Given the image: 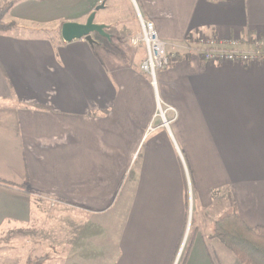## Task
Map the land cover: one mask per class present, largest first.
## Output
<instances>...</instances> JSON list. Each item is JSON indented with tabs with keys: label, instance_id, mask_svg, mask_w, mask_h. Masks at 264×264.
Returning a JSON list of instances; mask_svg holds the SVG:
<instances>
[{
	"label": "crops",
	"instance_id": "1",
	"mask_svg": "<svg viewBox=\"0 0 264 264\" xmlns=\"http://www.w3.org/2000/svg\"><path fill=\"white\" fill-rule=\"evenodd\" d=\"M101 4L96 23L111 40L25 34L27 23L84 24ZM107 7L18 0V28L0 33V182L14 187L0 185V264H25L30 235H40L34 252L72 253L91 236L98 264H174L190 234L184 264H239L211 225L235 204L249 227H264V66H215L200 52L214 38L251 51L242 43L264 38V0H133L124 20L118 7L98 17ZM139 15L181 57L158 77L163 109L177 113L170 130L140 70L145 50L128 46Z\"/></svg>",
	"mask_w": 264,
	"mask_h": 264
},
{
	"label": "built area",
	"instance_id": "2",
	"mask_svg": "<svg viewBox=\"0 0 264 264\" xmlns=\"http://www.w3.org/2000/svg\"><path fill=\"white\" fill-rule=\"evenodd\" d=\"M139 19V31L136 37L131 40V45L135 48H144L146 57L140 65V70L143 74H146L151 81V85L155 90L156 98L158 101V113L157 116L162 121V127L171 129L172 124L177 119V113L173 109H163L159 93H158V77L161 71L168 69L172 63L176 61V57L171 55L167 50V45L159 37L155 25L152 22L145 21L140 15ZM242 42V41H241ZM240 40H231L229 42L217 43L214 38L208 45L209 49H205L200 52L206 63L212 65H221L225 63H236L239 65H262L264 66V38L261 37H249L243 41V45L249 46L251 51H237L233 48L227 49L222 46L239 45ZM201 43H205L202 40ZM213 46H221V48H215ZM168 111L174 113V117L170 119L168 117Z\"/></svg>",
	"mask_w": 264,
	"mask_h": 264
},
{
	"label": "rangeland",
	"instance_id": "3",
	"mask_svg": "<svg viewBox=\"0 0 264 264\" xmlns=\"http://www.w3.org/2000/svg\"><path fill=\"white\" fill-rule=\"evenodd\" d=\"M13 1H15V0H5V1H3L0 4V9L5 4L13 2ZM131 3H133V0H107V5H108L107 9H105L102 12H100L98 14V17H100V15L102 17L106 16V14L112 13L114 8L118 7L119 10H118L116 18H117V20H124L126 18V16H127V11H125L124 8L126 7L127 4L131 6ZM11 12H12V10H10L7 13V15L4 18V21L7 22V23L13 22L16 25V27L14 29L8 31V32L14 31L15 29L18 28V25H19L15 21H11L10 20ZM135 18H136V15H135ZM61 24H62L61 22H57V23H54V24H45V25L44 24H36V23H32V24L31 23H27V26H26L27 28L25 29L26 30L25 34H35V35L45 36V37H48V38H51V39H59V38H61V27H62ZM94 37L98 38V37H101V36L96 34V35H94ZM101 38H103V37H101ZM101 38H99V39H101ZM128 46H130V47L132 46L130 41H128ZM43 210H46L47 212L51 211L55 215L57 214L56 218H58V222H61L60 220H63V218L66 217V216H61V215H63L61 213L62 211H64L66 213V210L61 209V207L54 208V207H51L48 204V205H45V209L43 208ZM84 216L86 218H89V221H94V220H95V222L98 221V219L96 217H95L96 218L95 219V218H92V217H90L88 215H84ZM45 222H47V221H45ZM45 229L48 230L47 228H43V230H45ZM59 232H61L60 236L63 239V241L66 242V239H67V237H65L66 232L62 231V230L59 231ZM63 232H65V234H62ZM43 233H44V235H42V239L44 240L45 237L48 236V234L46 235L45 232H43ZM190 236H191V234L189 235V239H190ZM39 238H40V235H38V236L30 235V236L26 237V247L29 250H27V252H26L25 264H27L30 261H35V260H39V259H40V264H46L50 260V258L52 256H54V257H56V256H61V257L67 256L69 259L65 261L66 262L65 264H98V261H97V249H96V245L98 244L97 237H91L90 236V238L86 241L85 246L83 248H82V246H78L77 248H74V251L72 253H70L71 251H69L70 248L61 249L62 251L59 250V251H53V252H50L48 249H43L41 251H39L37 249V251L34 252V248H33L34 241L36 239H39ZM62 239H59V240L62 241ZM189 239L187 241V244H186V241H185V243H183V245L181 246V250H180L179 255L177 256L176 261H175L174 264H183L184 259H185V255H186V251H187V246H188V243H189ZM42 242L44 243V241H42ZM59 247L63 248V246H59ZM224 249H225V251H228L226 248H224ZM228 253L230 254V256L233 259H235V261H237V259L233 256V254L230 251H228ZM218 264H220L219 261H218Z\"/></svg>",
	"mask_w": 264,
	"mask_h": 264
},
{
	"label": "trees",
	"instance_id": "4",
	"mask_svg": "<svg viewBox=\"0 0 264 264\" xmlns=\"http://www.w3.org/2000/svg\"><path fill=\"white\" fill-rule=\"evenodd\" d=\"M17 1L7 3L0 9V33H7L16 27L13 22H5L4 18ZM180 58L176 57L177 60ZM0 185L14 188L3 182ZM211 233L212 238L228 249L240 264H264V227H249L239 215L235 204L211 225ZM192 240L193 237L190 236L184 261L188 258ZM27 264H40V259Z\"/></svg>",
	"mask_w": 264,
	"mask_h": 264
},
{
	"label": "water",
	"instance_id": "5",
	"mask_svg": "<svg viewBox=\"0 0 264 264\" xmlns=\"http://www.w3.org/2000/svg\"><path fill=\"white\" fill-rule=\"evenodd\" d=\"M105 8L104 4L98 6L89 16L86 23L80 24L75 22L64 23L61 27V37L64 42L72 43L74 41L85 40L91 45L96 42L94 35H99L107 40H111V36L107 32L108 27L96 23V14Z\"/></svg>",
	"mask_w": 264,
	"mask_h": 264
}]
</instances>
